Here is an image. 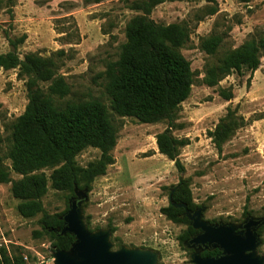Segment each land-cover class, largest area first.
Listing matches in <instances>:
<instances>
[{"label": "rangeland", "instance_id": "374dc122", "mask_svg": "<svg viewBox=\"0 0 264 264\" xmlns=\"http://www.w3.org/2000/svg\"><path fill=\"white\" fill-rule=\"evenodd\" d=\"M10 1L11 7L6 3L7 8L0 7V54L11 50L8 40L22 36L16 48L19 57L33 53L47 58L62 50L65 56L57 61L56 73L69 89L63 101L95 99L108 108L104 73L116 60L124 27L141 16L127 7L133 0ZM147 18L159 25L181 24L188 31V41L179 52L189 62L193 83L170 128L174 138L187 142L178 148L183 172L178 173L173 162L157 152L155 136L167 127L165 120L139 124L132 118L113 117V164L104 175L96 177L89 190L76 189L77 197L74 191H55L47 184L40 203L42 211L51 215L67 211L69 201L75 199L85 229L105 232L110 251L148 252L153 264H192L191 256L199 255L200 249L183 239L189 222L172 223L159 212L168 204V192L180 181L187 183L192 204L210 225H231L240 233L246 219L264 220V56L253 72H231L213 86L203 81L207 66L240 47L249 36L264 35V0L165 1ZM210 35L220 37L221 42L214 54L207 55L199 45ZM16 72L0 70L1 138L27 103L25 80ZM219 90L229 91L231 99L221 98ZM226 113L239 125L218 151L210 134ZM5 151L0 146V163L11 181L18 180ZM98 156V150L87 147L75 162L84 167ZM50 172L38 171L46 177ZM17 203L10 183H0V249L9 258L20 257L24 264H53L51 240L38 225L41 215L22 218ZM254 232L253 254L264 264V223Z\"/></svg>", "mask_w": 264, "mask_h": 264}, {"label": "trees", "instance_id": "16d2710c", "mask_svg": "<svg viewBox=\"0 0 264 264\" xmlns=\"http://www.w3.org/2000/svg\"><path fill=\"white\" fill-rule=\"evenodd\" d=\"M165 1L172 0H133L127 4L130 10L140 12L141 16L128 21L116 60L106 67L104 94L108 108L95 99L63 101L69 89L56 73L57 61L65 56L62 50L47 58L33 53L19 57L16 48L22 43V36L8 40L11 50L0 54V70L16 69V76L25 80L27 97L23 112L8 126L6 136L0 137V146L6 149L5 159L20 179L11 181L0 163V183H10L11 196L18 201L16 211L19 216L32 218L41 215L38 225L51 240L54 252L67 251L74 238L70 234H59L61 216L66 208L58 214H46L42 211L40 198L45 194L47 184L52 190L72 193L74 189L89 190L92 181L104 175L106 167L113 164L110 154L116 140L113 117L132 118L139 124L165 120L167 127L155 136L157 152L173 162L178 173L183 172L177 158L178 148L187 145V142L174 138L170 128L176 109L189 94L193 74L189 62L179 52L188 41L186 28L176 23L155 24L147 18L156 5ZM5 3L11 7L10 0H0V7L5 5L7 8ZM220 42V37L210 35L201 41L199 48L212 55ZM262 56L264 35L255 33L240 47L207 66L203 81L207 86H213L231 72H253ZM219 96L224 100L232 97L227 90H219ZM238 125L237 119L230 113L220 119L210 134L218 151ZM87 147L98 150L99 156L80 167L75 157ZM45 168L51 170L47 177L38 173ZM173 204H183L188 211L197 209L192 204L185 181L172 187L168 192V204L159 212L172 223L187 225L184 210ZM195 234L197 231L187 225L183 239L187 240ZM256 234H259L258 229ZM218 254L217 249L208 248L200 256L214 257ZM0 264L24 262L17 256L9 258L0 249Z\"/></svg>", "mask_w": 264, "mask_h": 264}, {"label": "water", "instance_id": "95a60500", "mask_svg": "<svg viewBox=\"0 0 264 264\" xmlns=\"http://www.w3.org/2000/svg\"><path fill=\"white\" fill-rule=\"evenodd\" d=\"M77 197L78 193L74 189ZM184 210V217L190 228L199 233L191 238L190 245H206L217 249L219 254L214 257L200 258L191 256L192 264H261L262 260L254 256L257 245L254 229L264 220L246 219L242 231L235 233L231 225H210L201 220V210L188 211L183 204H173ZM62 228L60 235L70 234L74 242L67 251H55L53 264H153L154 257L148 252L118 249L110 251L105 232H88L80 220L78 202L69 201L67 211L61 216Z\"/></svg>", "mask_w": 264, "mask_h": 264}, {"label": "flooded vegetation", "instance_id": "af4514ba", "mask_svg": "<svg viewBox=\"0 0 264 264\" xmlns=\"http://www.w3.org/2000/svg\"><path fill=\"white\" fill-rule=\"evenodd\" d=\"M198 233H199V231L197 230V234H198ZM197 234H195V235H197ZM195 235H193V236H191V237L188 238V240H187V245H188V246H192V247H194V248H199V249H200L199 256H200V254H201L205 249H208V248H210V247H207L206 245H190V244L188 243V241H189L191 238H193ZM200 258H206V257H201V256H200Z\"/></svg>", "mask_w": 264, "mask_h": 264}]
</instances>
